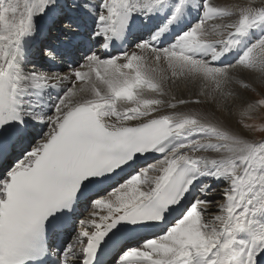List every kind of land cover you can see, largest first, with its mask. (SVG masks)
I'll return each mask as SVG.
<instances>
[{
	"label": "snow or ice",
	"instance_id": "6c2138e0",
	"mask_svg": "<svg viewBox=\"0 0 264 264\" xmlns=\"http://www.w3.org/2000/svg\"><path fill=\"white\" fill-rule=\"evenodd\" d=\"M0 264H264V0H0Z\"/></svg>",
	"mask_w": 264,
	"mask_h": 264
},
{
	"label": "rangeland",
	"instance_id": "374dc122",
	"mask_svg": "<svg viewBox=\"0 0 264 264\" xmlns=\"http://www.w3.org/2000/svg\"><path fill=\"white\" fill-rule=\"evenodd\" d=\"M261 135H262V134H259V133H258V134H257V138H259Z\"/></svg>",
	"mask_w": 264,
	"mask_h": 264
}]
</instances>
